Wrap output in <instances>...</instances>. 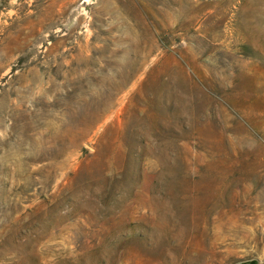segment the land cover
<instances>
[{
    "label": "rangeland",
    "instance_id": "rangeland-1",
    "mask_svg": "<svg viewBox=\"0 0 264 264\" xmlns=\"http://www.w3.org/2000/svg\"><path fill=\"white\" fill-rule=\"evenodd\" d=\"M264 264V0H0V264Z\"/></svg>",
    "mask_w": 264,
    "mask_h": 264
},
{
    "label": "water",
    "instance_id": "water-1",
    "mask_svg": "<svg viewBox=\"0 0 264 264\" xmlns=\"http://www.w3.org/2000/svg\"><path fill=\"white\" fill-rule=\"evenodd\" d=\"M240 264H259L257 259H250L246 261H242Z\"/></svg>",
    "mask_w": 264,
    "mask_h": 264
}]
</instances>
